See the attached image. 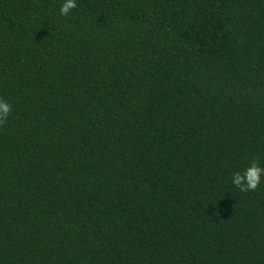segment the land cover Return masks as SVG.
<instances>
[{
	"label": "trees",
	"instance_id": "1",
	"mask_svg": "<svg viewBox=\"0 0 264 264\" xmlns=\"http://www.w3.org/2000/svg\"><path fill=\"white\" fill-rule=\"evenodd\" d=\"M0 0V264H264V0Z\"/></svg>",
	"mask_w": 264,
	"mask_h": 264
},
{
	"label": "clouds",
	"instance_id": "2",
	"mask_svg": "<svg viewBox=\"0 0 264 264\" xmlns=\"http://www.w3.org/2000/svg\"><path fill=\"white\" fill-rule=\"evenodd\" d=\"M78 0H60L58 13L67 17L74 9H77ZM13 106L6 99L0 97V125H3ZM264 177V167L256 160H252L243 172H234L231 176V185L240 191H254Z\"/></svg>",
	"mask_w": 264,
	"mask_h": 264
}]
</instances>
